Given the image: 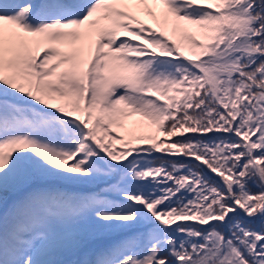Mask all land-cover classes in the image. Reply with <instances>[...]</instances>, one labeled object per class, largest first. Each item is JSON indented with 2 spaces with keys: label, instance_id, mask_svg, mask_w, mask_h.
I'll return each mask as SVG.
<instances>
[{
  "label": "snow or ice",
  "instance_id": "1",
  "mask_svg": "<svg viewBox=\"0 0 264 264\" xmlns=\"http://www.w3.org/2000/svg\"><path fill=\"white\" fill-rule=\"evenodd\" d=\"M0 264H264V0H0Z\"/></svg>",
  "mask_w": 264,
  "mask_h": 264
},
{
  "label": "trees",
  "instance_id": "2",
  "mask_svg": "<svg viewBox=\"0 0 264 264\" xmlns=\"http://www.w3.org/2000/svg\"><path fill=\"white\" fill-rule=\"evenodd\" d=\"M211 135V134H210ZM173 159H184L183 157H176V158H173Z\"/></svg>",
  "mask_w": 264,
  "mask_h": 264
},
{
  "label": "rangeland",
  "instance_id": "3",
  "mask_svg": "<svg viewBox=\"0 0 264 264\" xmlns=\"http://www.w3.org/2000/svg\"><path fill=\"white\" fill-rule=\"evenodd\" d=\"M117 147L119 148V147H120V145H117Z\"/></svg>",
  "mask_w": 264,
  "mask_h": 264
}]
</instances>
